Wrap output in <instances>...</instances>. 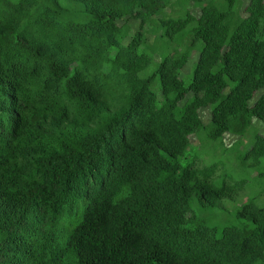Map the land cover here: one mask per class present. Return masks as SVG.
Wrapping results in <instances>:
<instances>
[{
	"label": "trees",
	"instance_id": "obj_1",
	"mask_svg": "<svg viewBox=\"0 0 264 264\" xmlns=\"http://www.w3.org/2000/svg\"><path fill=\"white\" fill-rule=\"evenodd\" d=\"M174 1L0 0V264H264V205L210 225L245 180L188 155L205 131L264 158V0Z\"/></svg>",
	"mask_w": 264,
	"mask_h": 264
},
{
	"label": "rangeland",
	"instance_id": "obj_2",
	"mask_svg": "<svg viewBox=\"0 0 264 264\" xmlns=\"http://www.w3.org/2000/svg\"><path fill=\"white\" fill-rule=\"evenodd\" d=\"M174 5L171 9L167 10L169 16L180 17L186 10H189L194 16L200 15V9L193 2H183L181 0H175ZM178 2L180 4H178ZM249 0H240L241 5V14L243 17H246L244 10L248 5ZM139 23L132 22L131 34L137 30ZM149 44H152L155 41L153 35L149 36ZM177 41L174 42V46L178 45ZM171 47V50L173 49ZM157 61L159 57L156 56ZM198 61V53L194 52L192 58L189 60L188 65L181 72V78H183L186 83L189 82L190 77L192 76L194 65ZM258 98V94L255 96ZM201 119L205 126H208L211 123V108L204 109L200 112ZM254 129L262 136H264V124L259 121L253 122ZM252 138V136H251ZM191 147L189 148L188 155L195 156L199 159L198 165L201 168L210 166L213 163L221 162L218 172L214 178L215 184L220 185L224 179H227L231 185H234L236 182L245 180V189L239 195L236 200L227 201L226 209H214L209 210L213 216H218L216 218H210L209 224L213 226H225L231 225L236 222L233 214L235 213L236 207H239L244 202H247L250 199H255L259 205H264V158L261 160L260 166L255 168L251 167L250 164H244L243 159L247 150L252 146V139L250 135L245 138L238 136H233L226 134L222 140L211 141L207 137V132H202L200 136H192ZM191 156V157H192ZM208 213V216L210 217Z\"/></svg>",
	"mask_w": 264,
	"mask_h": 264
}]
</instances>
